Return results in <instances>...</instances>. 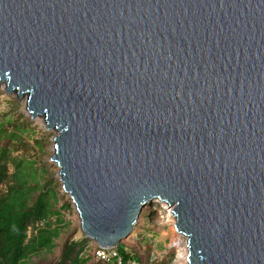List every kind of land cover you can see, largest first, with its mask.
<instances>
[{
  "label": "water",
  "instance_id": "95a60500",
  "mask_svg": "<svg viewBox=\"0 0 264 264\" xmlns=\"http://www.w3.org/2000/svg\"><path fill=\"white\" fill-rule=\"evenodd\" d=\"M0 82L54 130L83 237L155 200L186 264H264V0H0Z\"/></svg>",
  "mask_w": 264,
  "mask_h": 264
},
{
  "label": "rangeland",
  "instance_id": "374dc122",
  "mask_svg": "<svg viewBox=\"0 0 264 264\" xmlns=\"http://www.w3.org/2000/svg\"><path fill=\"white\" fill-rule=\"evenodd\" d=\"M3 88L0 85V121L4 128L15 133L10 139L0 137V148H6L8 155L13 158V161L6 163L7 174L16 170L17 162L20 163L18 168L24 166L35 172V179L43 189H50L54 193L55 201L51 209L58 212L48 218L59 230L53 246L48 251L41 250L27 255L20 264H52L59 258L64 241L79 240L82 237L75 210L68 195L61 190L58 168L50 160L55 132L34 120L27 113L23 100L14 92L6 93ZM5 185L6 183L0 184V192L5 189ZM169 214L170 210L161 203H147L119 246L124 245L134 252L140 264H186L185 236L179 238ZM30 232L31 227L27 230V235ZM91 263L88 260L84 264Z\"/></svg>",
  "mask_w": 264,
  "mask_h": 264
},
{
  "label": "trees",
  "instance_id": "16d2710c",
  "mask_svg": "<svg viewBox=\"0 0 264 264\" xmlns=\"http://www.w3.org/2000/svg\"><path fill=\"white\" fill-rule=\"evenodd\" d=\"M2 136L10 139L15 133L4 128L0 121ZM11 161L13 158L6 148H0V184L6 183L5 189L0 192V264H20L27 255L50 250L59 232L58 227L48 219L58 213L51 209L55 201L54 193L43 189L35 179V172L24 166L18 168V162L16 170L8 175L6 163ZM30 227L31 232L27 235ZM87 242L88 239L83 236L79 240L64 241L59 258L52 264H84L90 258L79 252ZM123 246L118 243L117 249L122 252ZM133 258L139 261L136 254ZM91 264L100 263L92 261Z\"/></svg>",
  "mask_w": 264,
  "mask_h": 264
},
{
  "label": "built area",
  "instance_id": "2783aa9c",
  "mask_svg": "<svg viewBox=\"0 0 264 264\" xmlns=\"http://www.w3.org/2000/svg\"><path fill=\"white\" fill-rule=\"evenodd\" d=\"M79 254L88 256L90 260L100 264H140L133 258L134 252L127 247L120 252L117 245L115 247H100L91 240L82 246Z\"/></svg>",
  "mask_w": 264,
  "mask_h": 264
},
{
  "label": "bare ground",
  "instance_id": "6f19581e",
  "mask_svg": "<svg viewBox=\"0 0 264 264\" xmlns=\"http://www.w3.org/2000/svg\"><path fill=\"white\" fill-rule=\"evenodd\" d=\"M0 85H2V86L4 87V84H3L2 82H0ZM13 92H14V91H13ZM20 99L23 100V102H24V106L26 107V104H25V98L22 96V97H20ZM27 113L31 116V114H30L28 111H27ZM33 117H34V120L38 121L39 123H41L42 125L45 126V124H44V120L42 119V117H40L39 115H36V114H35ZM53 163H54V162H53ZM153 201H155V200H153ZM155 202L161 203V205H162L163 207H165L166 209H169V210H170V207H171V206L166 207L165 203H162V202H159V201H155ZM170 213H171V212H170ZM169 219H171V220L174 222V217H173L171 214H169ZM175 232L178 234L179 238L182 237V236H184V235L180 234V233L177 232V231H175ZM185 251H187L186 247H185ZM185 254H186V253H185ZM184 257H186V255H185ZM186 263H187V261H186Z\"/></svg>",
  "mask_w": 264,
  "mask_h": 264
}]
</instances>
